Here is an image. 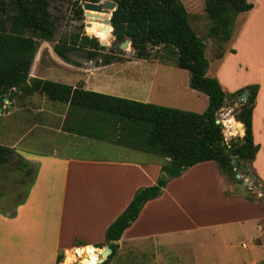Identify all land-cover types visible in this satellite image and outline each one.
Here are the masks:
<instances>
[{
  "label": "crops",
  "instance_id": "obj_1",
  "mask_svg": "<svg viewBox=\"0 0 264 264\" xmlns=\"http://www.w3.org/2000/svg\"><path fill=\"white\" fill-rule=\"evenodd\" d=\"M247 2L252 8L237 15L231 38L221 42L213 56L216 71L209 76L207 70L206 75H214L225 94L258 86L251 116L258 151L251 169L264 184V0ZM222 69L226 83L220 78ZM81 82L84 90L151 103L149 95L125 97L122 90L115 92L92 75ZM145 88L149 93L152 85ZM205 101L207 107V96ZM241 103L237 100L224 113L229 136L236 140L243 138L244 127L231 110ZM16 111L30 116L27 107ZM34 132L39 136L33 140L29 137ZM16 146L7 147L16 149L22 166L33 173L7 204L2 203L0 264H59V255L105 243L106 229L137 190L156 184L161 167L169 161L40 122L24 129ZM225 186L214 161L196 164L170 179L115 242L117 250L109 264H264L254 255L264 244V210L255 200L227 193ZM260 238L263 244L257 243ZM75 241L84 245L76 247Z\"/></svg>",
  "mask_w": 264,
  "mask_h": 264
},
{
  "label": "trees",
  "instance_id": "obj_2",
  "mask_svg": "<svg viewBox=\"0 0 264 264\" xmlns=\"http://www.w3.org/2000/svg\"><path fill=\"white\" fill-rule=\"evenodd\" d=\"M50 1L0 0V104L4 98L11 100L18 92L21 98L38 93L51 101L68 104L66 131L169 159L161 167L156 184L137 190L129 205L106 229L105 243H110L111 254L101 264H109L117 250L115 242L137 219L144 204L158 198L168 181L188 168L214 161L222 175L234 178L244 173L254 176L255 183L261 182L251 169L258 151L252 140L251 125L258 86H246L225 94L217 79L206 75L208 61L204 40L192 29L180 0H111L116 3L111 16L112 35L119 44L128 39L136 59H150L153 47H162L174 55L176 67L190 74V88L208 98V105L201 114L84 90L82 82L72 87L29 78L37 40L51 41L55 31L48 10ZM251 8L247 0H204V11L211 22L207 37L228 41L237 15ZM77 12L82 11L77 8ZM85 13L86 34L97 37L99 42L102 37L107 43L112 42L111 28L103 24L110 13ZM87 35L63 38L53 46L54 53L69 61L70 52L82 50L87 60L100 56L101 66L120 60L122 50L117 48V52L100 54L103 47L96 38ZM246 89L250 90V96L240 104L234 116L244 127V136L240 141L226 142L220 124L216 123L217 114L228 102H232L228 107L233 106ZM11 155L9 148L0 146V165ZM261 191L264 195L263 183ZM83 245L80 241L74 242L76 247ZM94 252L92 248L84 250L87 258L83 264L97 263ZM60 261L61 255L56 259L57 263Z\"/></svg>",
  "mask_w": 264,
  "mask_h": 264
},
{
  "label": "rangeland",
  "instance_id": "obj_3",
  "mask_svg": "<svg viewBox=\"0 0 264 264\" xmlns=\"http://www.w3.org/2000/svg\"><path fill=\"white\" fill-rule=\"evenodd\" d=\"M86 1L88 0H51L49 2L48 10L54 21L55 31L51 41L37 40L29 78H39L63 84L74 82L77 85L83 80L84 76L92 75L94 78L100 79L102 85L113 88V91L119 92L122 90L121 92L125 97L143 99L149 95L148 97H150V101L154 105L198 114L205 111L206 96L202 93L196 94L191 91L189 86L190 74L177 68L175 56L169 54L162 47H153L150 59L141 60L133 57V51L128 46L122 49L123 54L120 60H114L107 66L100 65V56L95 60H87L82 50L70 52L68 54L69 61L58 57L53 51L55 44L63 38H69L73 35H87L85 32V10L82 9V4ZM180 1L186 9L192 29L199 37L206 39L205 57L209 63L208 74L210 76L211 73L213 74L216 71L218 65L216 61H213V56L219 51L222 43L217 39L207 38L211 22L204 11V0ZM77 8L81 9V14L77 12ZM102 40L104 41V39ZM97 41L99 42L98 39ZM104 42L105 46L100 50V54L117 52V48H120V44L114 37L112 42ZM225 45L227 46L228 43ZM211 77H214V75ZM220 78H222V81H226L225 69L221 70ZM114 83L117 84V88L111 87V84ZM148 84L152 85L151 91L144 93ZM10 104L11 107H9ZM231 104L232 102H228L225 109H222L217 115V119L224 125L222 134L226 142L236 140L235 137L229 136L231 134L228 133L230 127H227L226 123L223 122L224 113L229 110L226 107ZM22 107H27L30 116H22L21 113L16 111ZM2 108L0 114V146L5 148H8L7 146L9 145L16 146V140L24 129L28 128L30 130L36 122L67 129V121L69 119L67 116V105L51 101L38 93L21 98L18 92L11 100L4 102ZM231 111L232 115L235 116L237 109ZM35 136L39 135L34 132L29 138L33 137L34 140ZM237 141H240V139ZM15 150L12 149V155L7 162L0 165V209L2 203L7 204L11 196L14 197L18 193V188L25 185L33 173V169L30 167L21 169L23 161L18 157L19 155ZM26 170H29L30 173L26 174ZM235 177L223 174L226 192L232 195L253 198L264 210V195L261 191L262 182L255 183L250 175L244 173L240 175V178ZM244 182L247 183L244 184ZM255 184L257 186H254ZM262 240L260 238L257 243L261 244ZM103 246H109V244L103 243ZM85 249L72 250L66 254V257L61 256L59 264H83V261L87 258V254H83ZM92 250L95 251L94 254L98 258L101 251L94 248ZM254 255L257 258L264 259V244L254 250Z\"/></svg>",
  "mask_w": 264,
  "mask_h": 264
},
{
  "label": "water",
  "instance_id": "obj_4",
  "mask_svg": "<svg viewBox=\"0 0 264 264\" xmlns=\"http://www.w3.org/2000/svg\"><path fill=\"white\" fill-rule=\"evenodd\" d=\"M82 9L85 10V11H92V12H96V13H110V18L107 19V20H104L103 24H105L107 27H110L111 28V33H112V26H111V16H112V13L115 11L116 9V3L111 1V0H99L97 2H84L82 4ZM86 15V13H84ZM97 38V37H95ZM98 39V38H97ZM99 45L101 47H104L105 44L104 43H101L99 42ZM126 46L130 47L131 48V45H130V42L128 40H125V42L121 43L120 44V50L122 49H125ZM132 50V48H131ZM250 96V90L249 89H246L243 93H241L238 97V101L239 102H246L248 100ZM7 100H5L6 102ZM224 101L226 102V98L224 99ZM11 107V104L10 106ZM2 112V108H0V113ZM216 123L217 124H220L221 128H224V125L220 123V121L217 119L216 120ZM232 163H234V160H232ZM236 178H240V175H236ZM252 180H255V177H251ZM247 182H244V184H246ZM92 248L94 249H97V250H100V254L98 255V258H97V263L96 264H101L103 263L107 258L108 256L111 254V249L108 247V246H103L102 243H97V244H94L92 246ZM82 264V263H80Z\"/></svg>",
  "mask_w": 264,
  "mask_h": 264
},
{
  "label": "flooded vegetation",
  "instance_id": "obj_5",
  "mask_svg": "<svg viewBox=\"0 0 264 264\" xmlns=\"http://www.w3.org/2000/svg\"><path fill=\"white\" fill-rule=\"evenodd\" d=\"M86 2H90V1H86ZM97 39V38H96ZM126 40H128V39H126ZM129 41V40H128ZM123 43V42H122ZM121 44V43H120ZM5 100H8L7 98H4L3 100H2V104H0V108H2L3 107V105H4V102H5ZM3 109V108H2ZM1 114V113H0Z\"/></svg>",
  "mask_w": 264,
  "mask_h": 264
},
{
  "label": "bare ground",
  "instance_id": "obj_6",
  "mask_svg": "<svg viewBox=\"0 0 264 264\" xmlns=\"http://www.w3.org/2000/svg\"><path fill=\"white\" fill-rule=\"evenodd\" d=\"M85 12H86V11H85ZM102 38H103V37H102ZM102 38H101V41H100V42L105 44V42L102 40ZM126 47H127V46H126ZM225 120H226V119H225ZM224 122H225V121H224Z\"/></svg>",
  "mask_w": 264,
  "mask_h": 264
}]
</instances>
